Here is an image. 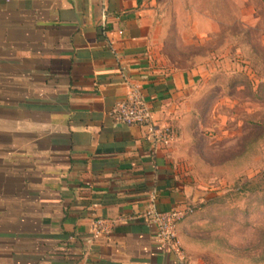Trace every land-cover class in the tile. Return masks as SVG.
Segmentation results:
<instances>
[{
    "label": "crops",
    "instance_id": "1",
    "mask_svg": "<svg viewBox=\"0 0 264 264\" xmlns=\"http://www.w3.org/2000/svg\"><path fill=\"white\" fill-rule=\"evenodd\" d=\"M245 51L264 62V0H0V264H179L148 206L192 207L262 163L239 161L264 115ZM130 86L177 128L167 148L115 121ZM98 219L117 223L94 236Z\"/></svg>",
    "mask_w": 264,
    "mask_h": 264
},
{
    "label": "rangeland",
    "instance_id": "2",
    "mask_svg": "<svg viewBox=\"0 0 264 264\" xmlns=\"http://www.w3.org/2000/svg\"><path fill=\"white\" fill-rule=\"evenodd\" d=\"M239 42L247 46L245 34L240 33ZM239 56L242 61L253 62V71L264 77L261 54L245 51ZM239 64L235 76L245 82L247 70L244 63ZM255 96L256 109L264 112V92ZM255 129V147L239 156L240 162L251 155L261 159L262 163L255 166V179L248 181L243 175L226 187V192H206L202 201L190 207L192 213L179 223L190 253L184 252L181 244L180 247L189 263L194 257L201 264H264V115L256 118ZM239 168L245 170L246 165Z\"/></svg>",
    "mask_w": 264,
    "mask_h": 264
},
{
    "label": "built area",
    "instance_id": "3",
    "mask_svg": "<svg viewBox=\"0 0 264 264\" xmlns=\"http://www.w3.org/2000/svg\"><path fill=\"white\" fill-rule=\"evenodd\" d=\"M113 116L115 121L122 125L146 127L154 151L158 148H167L178 138L175 126H158L155 123L152 109L137 86H130L125 98L115 103ZM191 213L190 207L157 211L150 205L143 214L148 223L156 227V240L160 246L176 254L179 264H190L181 250L177 227ZM116 223L115 220L98 219L93 223L92 235L107 234Z\"/></svg>",
    "mask_w": 264,
    "mask_h": 264
}]
</instances>
